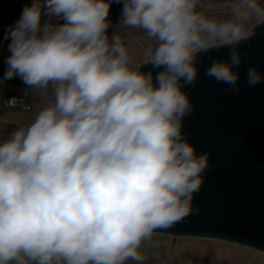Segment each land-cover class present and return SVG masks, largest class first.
I'll return each instance as SVG.
<instances>
[{
    "label": "clouds",
    "instance_id": "1",
    "mask_svg": "<svg viewBox=\"0 0 264 264\" xmlns=\"http://www.w3.org/2000/svg\"><path fill=\"white\" fill-rule=\"evenodd\" d=\"M155 41V73L131 66L108 17ZM200 0H32L5 35L4 80L51 88L34 120L0 142V264H143V244L193 212L209 154L183 132L194 106L185 85L197 55L229 47L205 75L239 92L243 21L262 10L240 0L234 18ZM264 80L254 66L247 82Z\"/></svg>",
    "mask_w": 264,
    "mask_h": 264
},
{
    "label": "water",
    "instance_id": "2",
    "mask_svg": "<svg viewBox=\"0 0 264 264\" xmlns=\"http://www.w3.org/2000/svg\"><path fill=\"white\" fill-rule=\"evenodd\" d=\"M248 36L238 46V93L225 92L229 85L205 75L213 60L229 59V47L197 55L198 76L183 88L194 106L183 132L197 154H209L204 182L193 200L200 211L156 232L218 238L264 252V80L255 86L247 82L252 66L264 75V20ZM139 69L154 76L162 70L149 60Z\"/></svg>",
    "mask_w": 264,
    "mask_h": 264
},
{
    "label": "rangeland",
    "instance_id": "3",
    "mask_svg": "<svg viewBox=\"0 0 264 264\" xmlns=\"http://www.w3.org/2000/svg\"><path fill=\"white\" fill-rule=\"evenodd\" d=\"M29 1L32 3V0ZM239 3L240 0H200L198 10L217 20L233 19ZM255 3L262 12L261 14L253 13L243 21V30L247 35L256 24L264 20V0H255ZM121 13L122 3L113 2L108 17L111 22L108 34L111 36L115 32L120 36L127 49L131 66L139 69L141 63L150 59L149 49L154 48L156 42L148 39L140 29L123 26L120 23ZM9 55L4 44L3 49L0 50V56H4L7 60ZM2 90L3 87L0 84V92ZM34 94L36 111H39L37 102L41 104V109L53 99L51 88L34 89ZM36 111L17 112L20 115L16 114L14 119L4 116V112V115L0 113V142L8 139L18 127L30 124L35 118ZM141 251L144 256L143 264H264L262 251L244 244L203 236L155 232L152 238L143 244ZM128 264H135V262L129 261Z\"/></svg>",
    "mask_w": 264,
    "mask_h": 264
},
{
    "label": "crops",
    "instance_id": "4",
    "mask_svg": "<svg viewBox=\"0 0 264 264\" xmlns=\"http://www.w3.org/2000/svg\"><path fill=\"white\" fill-rule=\"evenodd\" d=\"M31 2L29 0H0V13L4 10L6 11H10L13 13H21V11L23 10V8L25 6H28ZM9 30V23H5V24H1L0 22V50L3 49L4 44L6 46L7 51L8 50V44L10 43V40H6L4 37L6 35V33ZM10 53V52H9ZM7 70V64H6V59L4 56H0V72L2 74V76L4 77V73ZM14 82L16 86H18L19 84L23 83L21 78L18 77H14L13 79L10 80H6V82ZM3 87V90L0 92V113H2L4 116L8 117L9 119H14L13 117L17 114L20 115L19 113H22L20 111V109L18 108H8L5 106L4 104V100L12 94V90L8 87L7 83H0ZM35 105H36V100H35ZM37 105L39 106V110H40V103L37 102ZM3 108V110H1ZM36 108V107H35ZM34 111H36L34 109ZM4 112V113H3ZM19 112V113H17ZM39 111H36V113L34 112V116L37 115ZM9 113V114H7ZM33 113V112H32ZM28 114V113H27Z\"/></svg>",
    "mask_w": 264,
    "mask_h": 264
},
{
    "label": "built area",
    "instance_id": "5",
    "mask_svg": "<svg viewBox=\"0 0 264 264\" xmlns=\"http://www.w3.org/2000/svg\"><path fill=\"white\" fill-rule=\"evenodd\" d=\"M200 3V2H199ZM21 13H13L10 11H2L0 13L1 24L9 23V27L14 24L20 17ZM20 78V77H18ZM0 83H7L8 87L12 90V94L5 100L4 104L8 108H18L24 112H33L35 109V94L33 88H28L24 83L15 85L14 82H6L0 72Z\"/></svg>",
    "mask_w": 264,
    "mask_h": 264
}]
</instances>
